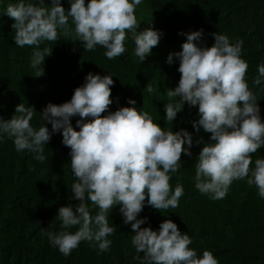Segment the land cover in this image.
<instances>
[{
  "label": "clouds",
  "instance_id": "9594fccd",
  "mask_svg": "<svg viewBox=\"0 0 264 264\" xmlns=\"http://www.w3.org/2000/svg\"><path fill=\"white\" fill-rule=\"evenodd\" d=\"M65 10L61 0H15L3 11L14 21L13 37L17 47L33 49L30 67L35 77L44 75L43 64L52 49L41 47L56 42L61 33H75L74 41L84 51L103 48L108 60L124 56L125 41L131 38L134 55L143 63L163 33L153 28L138 31L135 11L143 0H69ZM74 26V29L70 26ZM186 36L181 50L171 52L166 63L178 62V85L167 90L169 102L163 105L164 119L172 123L185 103L198 107L193 129L210 134L208 141L193 140L186 130H163L147 112L130 107L109 111L113 104L111 74L89 72L71 99L60 105L48 103L39 113V128L31 121L34 107L20 103L10 119L0 117V142L11 139L17 152H29L43 164L46 145L59 133L69 148L70 171L74 182L70 200L58 208L56 218L61 231L45 232L52 247L65 257L81 242H89L100 253L109 251L116 233L109 214L119 205L123 223L131 227V244L139 264H219L211 251L202 255L190 248L192 239L182 234L175 223L165 219L158 230L141 227L147 217L138 219L145 206L160 212L179 206L184 195L182 184L173 189L170 180L182 167L181 155L191 158L190 149L203 145L195 159L194 186L212 200L226 197L234 181L246 180L264 199V158L253 161L252 154L264 147V120L257 96L245 79L248 63L242 58L244 41L234 42L225 34H212L214 43H202L203 30L178 33ZM253 86L264 85V64L257 66ZM149 93L156 88L147 86ZM179 98V99H177ZM102 113L107 115L102 116ZM76 120L74 130L72 118ZM46 125L51 126V130ZM147 198V199H146ZM89 202L98 211L93 216ZM75 228L76 231H69ZM142 254V256L140 255Z\"/></svg>",
  "mask_w": 264,
  "mask_h": 264
},
{
  "label": "trees",
  "instance_id": "16d2710c",
  "mask_svg": "<svg viewBox=\"0 0 264 264\" xmlns=\"http://www.w3.org/2000/svg\"><path fill=\"white\" fill-rule=\"evenodd\" d=\"M9 3L15 0H0V117L6 120L22 103L36 110L31 124L38 129L44 123L39 114L42 109L48 103L60 105L69 101L89 72L111 74L114 85L110 112L130 107L127 101L131 99L138 111H147L163 130L183 129L192 134L194 142L198 138L207 142L210 134L202 129L197 133L192 127V122L199 119L198 107L185 103L172 123L164 119L163 111V105L169 102L167 90L174 89L180 79L178 62L168 65L166 58L169 53L180 51L186 42V36L178 33L201 29L206 47L214 43L215 33L227 35L232 42L244 41L242 58L248 63L245 79L260 100L257 103L264 120V85L252 84L257 66L264 64V0H143L135 11L140 22L138 31L151 27L163 33L143 63L134 55L130 37L125 41L124 56L108 60L103 48L84 51L74 41L73 30L69 35L61 33L55 43L41 45L52 49L44 60L41 77H35L30 67L33 49L14 43V21L2 14ZM45 5L50 6V0H45ZM61 6L69 10V0H61ZM70 26L74 29L71 22ZM147 86L156 88V92L149 93ZM77 119L72 118L71 123L79 131L75 127ZM46 126L51 130L50 125ZM202 146L190 149L191 158L181 155L183 167L170 180L173 189L178 183L184 187L179 206L160 212L145 206L138 219L147 217L148 223L141 227L158 230L168 219L182 234L190 236L189 247L198 256L208 250L219 264H264V199L246 180L234 181L223 199L212 200L201 194L194 186V177L195 159ZM69 151L59 133L46 145L48 159L43 164L29 152H17L11 139L0 142V264H139L133 259L137 255L131 244L134 233L130 224L123 223L119 205L109 214L110 223L116 227V233L108 237L112 241L109 251L100 253L91 243L81 242L65 257L51 246L45 232L62 230L56 218L58 208L78 203L69 199L74 182ZM252 155L253 161L259 156L264 158V147ZM89 210L93 216L98 211L91 202Z\"/></svg>",
  "mask_w": 264,
  "mask_h": 264
}]
</instances>
